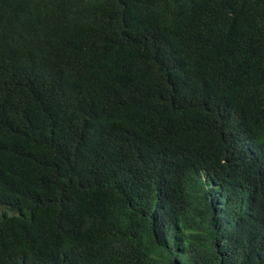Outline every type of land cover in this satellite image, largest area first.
Wrapping results in <instances>:
<instances>
[{
	"label": "trees",
	"instance_id": "16d2710c",
	"mask_svg": "<svg viewBox=\"0 0 264 264\" xmlns=\"http://www.w3.org/2000/svg\"><path fill=\"white\" fill-rule=\"evenodd\" d=\"M0 264H264V0H0Z\"/></svg>",
	"mask_w": 264,
	"mask_h": 264
}]
</instances>
